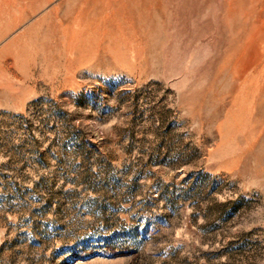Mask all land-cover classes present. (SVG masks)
Segmentation results:
<instances>
[{
  "label": "rangeland",
  "instance_id": "obj_1",
  "mask_svg": "<svg viewBox=\"0 0 264 264\" xmlns=\"http://www.w3.org/2000/svg\"><path fill=\"white\" fill-rule=\"evenodd\" d=\"M0 264H264V0H0Z\"/></svg>",
  "mask_w": 264,
  "mask_h": 264
}]
</instances>
